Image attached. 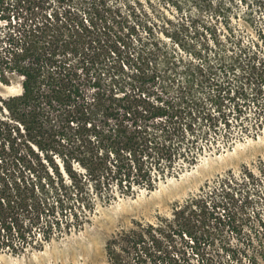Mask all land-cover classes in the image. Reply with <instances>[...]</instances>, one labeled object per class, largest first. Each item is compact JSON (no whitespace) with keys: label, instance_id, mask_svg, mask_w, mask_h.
I'll return each mask as SVG.
<instances>
[{"label":"trees","instance_id":"1","mask_svg":"<svg viewBox=\"0 0 264 264\" xmlns=\"http://www.w3.org/2000/svg\"><path fill=\"white\" fill-rule=\"evenodd\" d=\"M239 1L252 10L264 8L256 0ZM53 2L57 17L66 6L65 22L43 24L29 40L14 38L15 46L8 36L9 50L16 52L0 50V82L19 79L22 88L18 94L0 93V114L7 119L0 120V128L3 123L17 135L14 154L0 158V252L12 255L42 250L56 236L81 229L99 202L154 190L205 152L264 128V36L245 44L225 0H163L181 13L166 20L174 28L167 35L173 46L139 15L127 28L125 50L118 41L102 43L94 31V20L112 13L110 0ZM79 7L91 13L87 23L73 18ZM128 9L129 18L136 16L133 6ZM58 53L75 56L77 65ZM124 66L125 79L138 85L125 92L128 105L121 114L112 92ZM19 139L41 149L59 144L72 151L62 156L61 169L54 161L19 153L14 146ZM263 198L264 179L252 169L229 171L205 194L177 205L175 219L165 222L180 223L188 214L203 228L214 224L242 233L238 213L246 215ZM251 218L258 226L255 237L263 241V215L253 211ZM126 234L136 249L142 247L144 232ZM226 250L238 260L244 253Z\"/></svg>","mask_w":264,"mask_h":264},{"label":"rangeland","instance_id":"2","mask_svg":"<svg viewBox=\"0 0 264 264\" xmlns=\"http://www.w3.org/2000/svg\"><path fill=\"white\" fill-rule=\"evenodd\" d=\"M225 1L232 6V25L238 29L244 43L262 41L264 8L254 6L252 10L248 3H241L239 0ZM256 1L264 5V0ZM110 4L112 13L94 20V31L99 33L102 43L105 40L108 45L113 46L114 41H118L117 45L125 50L123 40L127 28L133 24L132 19L137 20L140 15L141 21L147 22L159 39L173 46V40L167 35L174 28L166 24V20H175L181 14L175 13L173 6H166L163 0H110ZM55 6L53 0H0V50L7 54L16 52L9 50L8 36L29 40L37 31L43 29V24L51 26V23L65 22L66 6L59 7L58 17ZM130 6L136 9V16L132 18L128 17ZM184 10L190 12L189 7ZM73 13L76 21L85 20L87 17L89 19L91 16L88 10L80 7ZM140 30L141 34L147 35L143 28ZM14 43L13 46L17 44L15 39ZM113 55L108 62L115 58V54ZM58 57L67 59L73 66L77 65V58L71 54L65 57V54L58 53ZM76 71L82 73L79 67ZM136 85L138 83L125 79L124 66L118 85L112 92L114 106L121 114L128 105L125 92L130 93L133 91L131 87ZM21 90L19 79L11 85L0 82V93L3 95L18 94ZM2 119L7 120L0 114V120ZM1 126L0 158H9L14 154L12 142L17 135H11L3 123ZM14 146L19 153H31L33 158H39L43 162L54 161L61 169L64 168L62 156L70 155L72 151L59 144L52 148L47 146L48 150L41 149L34 141L20 139ZM73 165L78 170L82 169L77 161H73ZM263 165L264 128L255 135L237 138L219 150L205 152L195 165L169 176L154 190L141 189L133 195H117L109 202H99L90 221L81 229L56 236L42 250H30L20 255L0 252V264H264V240L255 237L258 226L252 218L249 219L253 211H259L264 217V198L257 200L256 205L249 208L246 215L238 213L239 221L243 223L242 233L232 232L228 228L215 229L214 224L203 228L196 221V217L188 214L180 223L166 225L165 222L167 218L175 219L177 205L186 204L191 198L205 194L219 177L229 171L239 173L249 168L264 179V173L261 172ZM132 229L145 233L142 247L139 246L138 249L126 238V233ZM251 236L254 237L252 244L248 241ZM227 248L238 249L244 253L238 260Z\"/></svg>","mask_w":264,"mask_h":264}]
</instances>
